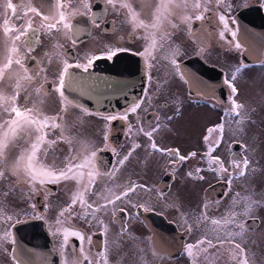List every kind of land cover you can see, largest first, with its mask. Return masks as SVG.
<instances>
[{"label": "snow or ice", "instance_id": "snow-or-ice-1", "mask_svg": "<svg viewBox=\"0 0 264 264\" xmlns=\"http://www.w3.org/2000/svg\"><path fill=\"white\" fill-rule=\"evenodd\" d=\"M56 4L61 10L55 20H50L47 15H44L35 7H29L23 12L22 16L17 17L23 20V23L19 26L12 24L7 17L3 19L2 28L3 32L9 35V46L6 62L0 65V88L8 80H11L13 75H15V80L11 85L13 90L10 94L0 90V168L7 167L6 160L11 155L8 151L10 144L23 141L29 143V148L23 150L19 149V145H17L20 154L15 158L12 175H17L22 170L27 177V199L29 201H31L32 194L38 191L36 188L37 183L41 186L42 197L45 201L51 194L46 187L48 184L58 185L67 181H75L78 185H82L72 193L69 202L58 211L54 226L50 231L52 236H59L62 239L59 249L53 248L52 251H58L60 264H111V249L107 238L109 225L102 217L111 212V219L114 223L120 225V235L122 236L127 232V225L132 219H139L142 213H152L156 210L150 201H139L135 197H138L141 193L149 194L152 192H156L160 199H163L165 195L162 188L147 183L130 181L124 185L106 188L108 194L103 196L102 202H97L101 199L99 196H97V200L89 202L88 197L95 195L94 189L97 177H115L119 170L133 157L136 150L141 148V144L135 142V136L142 134L147 138L149 143L146 151L150 149L151 152L169 158V165L172 168L169 175H175V169L186 161L198 159V162H202L206 166L195 167L194 171L187 173L188 177L193 180L204 181L206 179L204 173H213L215 178L224 182L228 186L227 190L231 192L234 181L241 178L247 179L250 174H255L258 171V168L251 167L252 162L247 155L234 152L232 158L226 163L220 155L216 154L224 142L226 124L230 127L232 124L235 125L231 130L232 134L237 136L245 132L247 121L250 120L249 113L244 111L245 105L238 100L239 91L236 86L239 74L242 70L247 69L248 65L241 61L235 67L231 76L227 73L224 74L223 85L228 89L227 104H225L221 122L206 129V133L202 137V143L205 147L199 157L198 152L195 150L181 154L178 148H164L157 145L155 134L161 128L167 127L166 124L162 125L160 123L161 117L157 112L152 113L153 119L149 122V127L145 128L144 126V119L139 113L141 111L147 112L150 108L155 107L157 103L162 109H167L170 103H175L177 105L176 115L180 114L179 105L181 101L179 97L169 93L167 81H165L163 83L157 82L150 94L144 93V99H134L123 111L107 115L94 113L106 122L103 147H98L91 141H82V152L65 156L62 161L63 167H52L43 163L42 150L44 156H47L48 149L54 148L58 143L67 142L71 144L73 142L71 137L63 135V131L61 136L49 139L52 130L61 128L59 121L63 120L67 103L75 104L87 115L93 114L86 105L75 100L69 101L66 88H71L72 92L79 93L80 96L88 95L91 98V90L96 87V83L92 79L89 70L100 60H112L118 53L129 50L115 45H107L100 54L89 55L86 53L83 60L77 57L75 62H70L67 53L62 51L63 45L56 42L52 46L51 53H45V56L48 57L49 65H51L54 57L59 59L61 68L55 73V78L49 82L48 68L44 67L40 61H36L34 56L31 57L35 61L33 66H28L25 63L26 56L35 51L40 44L41 35L52 37L54 32H71L73 35L70 39L73 47L77 46L78 40L75 37L81 32L91 35L90 29H80L68 22L66 12L63 9L71 6V0H68L67 4L65 0H56ZM100 5L103 12L100 17H97V12L93 10L91 0H80L77 11L80 15L88 18L91 27L100 28L101 23L106 20L109 7L117 14L121 10H126V22L132 24L134 30L137 28L144 30V37L132 35L130 40L143 38L147 41L143 49L135 54L141 57L145 79L150 88L153 84L151 73L158 63L157 52L166 46L168 55L165 59L173 67L175 75L185 83L198 84L183 71L181 64L178 63L176 57L182 54L179 47H172L168 44L166 37L170 36L171 32L165 31L159 37L156 35L157 32L163 29L166 22L171 29L179 27L178 24L169 19L173 8L181 9L185 13L182 22L197 44L196 53L198 56L203 57L210 47L208 36L212 33H207V29L202 32L194 31L192 24L195 20L203 25L209 19L207 15L209 12L218 21L219 27L215 36L218 37L219 41L236 51H244L245 48L244 41L239 39L241 29L236 19L231 15L233 11L231 0H159L153 6L154 12L150 21L141 19L134 5L128 0H100ZM236 6L247 8L250 6L249 0H239ZM260 6L264 7V4ZM4 7L11 10L15 16L17 6L12 3V0H5ZM220 9H223V11H220ZM29 12L39 17L40 23L37 27H33ZM110 23L112 24V31H115V21ZM20 44L23 45L25 50L23 54H20ZM260 64L264 66V60H261ZM17 68L19 73H16ZM73 69L78 71H72ZM6 73H8L7 76ZM83 73H88L87 80ZM33 84L35 86L32 88V93L36 99L33 100L32 107H27L26 104L22 105L20 103V95L22 92L27 91L28 86ZM53 94L58 97L60 111L56 115L50 116L40 111L37 104L43 102L40 99L42 96L47 97ZM196 95L200 97L195 101L197 104L207 100L216 101L210 105L213 109L217 107V104L224 103L217 99L214 92H201L199 87H197ZM130 115L136 117L134 125L128 123ZM167 119L171 121L173 116H168ZM117 120L127 124V133L132 140L130 150L123 157L120 156L117 147L109 143L111 123ZM33 132L35 133L34 136ZM44 145H47L48 148H44ZM231 147L230 144L229 148L231 149ZM241 147L247 152V145L241 144ZM104 152L111 153L112 157L116 158V162L112 163L110 160L106 162L100 155ZM4 179H6L5 171L0 170V181ZM17 186L16 183H13L10 187L15 188ZM117 187L121 189L119 192L116 191ZM221 203L222 201L219 199L213 202L206 196L201 212L194 214L192 224L188 222L185 213L177 209L186 234L190 235L193 232V225L197 228L204 225L201 237L194 242L183 244V254L189 258L190 264H201V256L205 261H209V249H218L217 255H219V249H225L230 253L232 264H256L255 259L249 256L243 245L246 242V234L248 233L247 221L251 219L254 224L258 222L255 213L259 208H264V194H260L259 198H256L255 192L250 190V184L245 185V194L237 191L224 214L220 217L209 216V210L213 207L219 208ZM29 206L32 209L36 207L35 204L31 203ZM20 215V213L15 212L9 214L6 206L0 201V224L8 225L7 228L0 229V253L10 255L15 264H34L33 261L24 259L12 231L17 225L26 222L20 219ZM76 217H79L88 227L99 229L101 241L98 251L95 253V258L90 248L97 247L93 241V236L97 233H89L73 225L71 221ZM33 218L44 219L43 216L39 215H34ZM70 239H74L75 243L71 245V252L69 253L67 249ZM150 239L154 240V237ZM7 243L15 246L11 253H8L5 247ZM113 245L117 249L120 247V244L115 240ZM140 251L143 252V249H140ZM154 255H160L163 258L169 256L170 253L164 249H154ZM140 260L142 264H147L143 256L140 257ZM43 264H50L47 256L43 258ZM209 264H213V262L209 261ZM260 264H264V258H261Z\"/></svg>", "mask_w": 264, "mask_h": 264}, {"label": "flooded vegetation", "instance_id": "flooded-vegetation-1", "mask_svg": "<svg viewBox=\"0 0 264 264\" xmlns=\"http://www.w3.org/2000/svg\"><path fill=\"white\" fill-rule=\"evenodd\" d=\"M67 2L68 0H65L66 4ZM128 2L134 5L141 19L150 21L152 13L154 12L153 6L157 4L159 0H128ZM4 3L5 0H0V65L6 62L9 46V35H6L2 28V22L5 17H7L12 24L19 26L23 23V20L17 17L22 16L23 12L29 7L37 8L38 11L47 15L50 20H55L58 16V12L61 10L58 8L56 0H12V3L17 6V12L14 16L11 10L4 7ZM91 3L93 5V10L97 12V17H100L103 14L100 0H91ZM231 3L233 4L231 15L236 19L241 29L239 39L244 41V51H236L234 48H229L227 45L223 44V42L219 41L218 37L215 36L219 27L218 21L212 17L211 12L207 14L209 19L205 21L203 25L201 22L195 20L192 24V29L194 31L202 32L204 29H207V33H212V35L208 36L210 47L203 57L197 55V44L194 42V38L187 32L186 26L182 22V17L185 14L183 10L173 8L172 14L169 16L172 22L179 25L177 29H171L170 25L166 22L163 29L156 33L159 37L162 36L165 31L171 32V35L166 37L168 44L172 47H179L182 54L176 57L178 63L181 64L182 69L188 70L193 81L198 82V84H188L180 80L179 77L175 75L174 69L169 61L165 59L168 55L167 46L159 49L157 52V67L154 68L151 73L153 77L152 87H149L145 79L144 89L139 98L144 99V93L150 94L157 82L163 83L167 81L169 93L179 97L181 101L179 107L182 111L179 115H176L177 105L175 103H170L167 109L160 108L157 103L155 107L150 108L147 112L141 111L139 114L144 119L145 128L149 127V122L153 119V112H157L160 115V123L162 125L166 124L167 127L161 128L159 137L166 131V133L172 134L176 138L183 136L187 137L188 141L191 140L192 142H187L181 149L180 146H182L183 143H181L180 146L174 145L172 147L178 148L179 150L183 149V153L181 152L182 154L195 150L198 152L199 157L205 147L202 143V137L206 133V129L221 122L222 113L225 104H227L228 93V89L223 85L225 69H233L238 66L241 61L248 65L247 69H257V66L261 65L260 61L264 60V48L261 51V60L259 58L256 62L252 63L245 58V53L250 50V48L257 49L258 46L256 45L262 38L264 40V17H262L264 7L260 6L264 4V0H249L250 6L247 8L237 7L236 5L239 3V0H231ZM79 5L80 0H71V6L63 10L66 12L68 22L80 29H90L91 35L89 36L87 33L81 32L75 37L78 40L76 47L72 46L70 37H72L73 33L71 32H54L52 37L41 35L40 44L36 47L35 51L29 56H26L25 63L28 66H33L35 61H33L31 57L34 56L36 61H40L44 67L48 68V80L51 82V80L55 78V73L61 68L59 59L54 57L51 65H49L48 57L45 56V53H51L54 43L59 42L63 45L62 51L67 53L70 62H75L77 57L83 60L86 53L89 55L100 54L105 46L115 45L129 50L118 53L112 60H100L96 62L102 63V66H95L96 69L99 67V69L144 70L141 57L135 53L142 50L147 41L143 38L132 41L130 40V36L135 35L137 37H144L145 32L143 29L139 28L134 30V26L126 22V10H121L120 13L117 14L109 7L106 20L101 23V27L93 28L88 18L80 15L77 11ZM220 11H223V9H220ZM244 11L247 12L244 13ZM260 14H262V16ZM29 17L33 21V27H37L40 23L39 17H36L31 12H29ZM247 19H250L251 22L246 24L245 21ZM259 20L263 28L261 34L259 32ZM112 21H115V31H112V24L110 23ZM207 33H205V35H207ZM20 49V54H23L25 50L22 44H20ZM16 73H19L18 68L16 69ZM169 73L172 74L174 81H171L169 78ZM34 86V84L28 86L27 91L21 93L20 103L22 105L26 104L27 107H32L33 100L36 99L35 95L32 93V88ZM197 87H199L201 92H214L217 99L224 103L217 104L215 109L218 113L215 115L207 113L200 116V114H196V117H200L202 121L204 120L206 122L202 132H198L197 135L179 133L177 128L180 129L182 122V126L185 127L191 124V120H194L195 115H192L191 110H195L196 108L199 110L198 108L205 107L210 111L212 109L210 105L216 102L214 100H207L197 104L195 101L200 99V97L196 95ZM0 90L4 91L3 88H0ZM5 93L10 94L8 91ZM40 99L43 102L38 103L37 108L44 114L54 116L60 111V103L56 94L47 97L42 96ZM69 101L73 100L69 99ZM128 105H116L115 103L106 105L107 112L88 108L93 114L87 115L76 107L75 104L67 103L66 111L63 114V120L59 121L61 128L52 130L49 139L61 136L63 131V135L65 137H71L73 142L71 144L67 142L58 143L54 148L48 149L47 156H44L42 150L41 157L43 163L52 167H63L62 161L65 156L69 154L76 155L83 151L81 146L82 141H91L98 147H103L105 143L103 136L105 134L106 122L94 113L98 112L107 115L123 111ZM168 116H173V119L169 121L167 119ZM6 118L7 117H5V119ZM258 120L260 119L256 121L258 122ZM128 123L133 125L136 123L135 115L129 116ZM173 125L177 127L174 130H172ZM261 134L263 137L258 139L257 144L261 143V145H263L264 131L261 132ZM34 135L35 133L33 132V136ZM146 140L147 138L142 134L135 136V142L140 143L141 148L136 150L133 157L119 170L115 177H97L94 189L95 195H90L88 200L92 202L97 200V196H99L101 199L97 202H102L103 196L108 194L106 188H111L115 185H124L130 181L147 183L162 188L165 193L163 199H160L156 192L149 194L141 193L138 197H135L139 201H150L156 210L152 213H142L139 219H132L127 225V232L122 236L120 235V225L114 223L111 219V212H109L107 216L102 217L109 225L107 238L109 241V248L111 249V264H142L140 260L141 256L144 257L147 264H190L189 258L183 254L182 246L185 243L194 242L201 237L203 235L204 225H201L199 228L193 225V232L190 235L186 234L185 228L180 220L179 211L184 212L188 222L192 224L194 214L201 212L203 202L207 196L213 202L217 199L222 201L219 208L213 207L208 213L211 217H220L228 210L229 203L237 191L245 194L244 178L234 181L231 192L227 190L228 186L224 182L217 180L215 175L210 172L204 173L206 175L204 181L193 180L188 177L187 173L189 171H194L195 167L206 166L204 163L198 162V159H190L178 166L175 169V175H169V172L172 171L170 166H167L165 170L159 173L158 163V165L154 164V167L152 166L153 164L148 163ZM109 143L117 147L121 157L130 150L132 140L128 136L127 124L125 122L117 120L111 123ZM236 143L240 144V149L237 153L246 155L245 150L241 147L243 141L233 139L228 142L226 124L224 142L221 144L216 154L220 155L227 163L235 152ZM230 144L232 145L231 149L229 148ZM17 145H19V149L27 150L29 148V143L23 141L12 142L10 144L8 151L11 155L6 160L7 167L0 168V170L5 171L6 176V179L0 181V201L6 206L9 214L14 212L20 213V219L26 221L12 229L14 234H16L15 238H18L20 234L24 235L22 239L23 246L25 245L28 248L36 247V234L45 232L47 235L48 232L51 249L53 250V248H55L58 250L62 237L52 236L50 229L54 226L60 208L69 202L72 193L78 187H82V185H78L75 181H67L58 185L48 184L46 187L51 194L48 196L47 201H45L42 197L41 186L37 183L36 188L38 191L32 194L31 201H29L27 199V177L22 170H20L17 175H12L15 158L20 154ZM44 148H48V146L44 145ZM184 149H186V152ZM100 155L106 162L109 160L112 163L116 162V158L112 157L109 152H104ZM150 169L153 170V174L149 172ZM170 178L171 180L165 185H162L165 179L168 180ZM178 182L188 186H190V184L203 186L196 194L191 195V200L193 198V201H191L189 208L186 210L179 208V199L174 197L175 191H177L178 188ZM13 183H16L18 186L11 188L10 186ZM120 190L119 187L116 188L117 192ZM253 190L258 192L257 186L253 187L252 191ZM194 196H197V201L194 200ZM259 196L260 195L257 194L256 198H259ZM30 203L36 205L35 209L29 206ZM177 209H179V211H177ZM34 215L43 216L44 219H34ZM118 215L120 214L118 213ZM255 217L258 218L257 223L254 224L251 219L247 221L248 233L246 234V242L243 246L246 248L249 256L255 259L256 264H260L261 258H264V208H259L255 213ZM71 223L77 228L89 233H97L93 236L94 244L97 245V247L90 248L95 258V253L98 251V246L101 241L99 229L88 227L79 217L73 219ZM7 227L8 225L6 224H0V229ZM153 237L154 240L150 239ZM47 240L48 236L46 242H44L45 248L49 246ZM114 240L120 244L118 249L113 245ZM39 243L43 245L42 242ZM73 243H75V240L70 239L67 249L69 253L71 252V245ZM9 245L11 253L15 246L11 243H9ZM140 249H143V252H141ZM154 249H164L169 252L170 255L162 258L160 255H154ZM217 252L218 249H209V261H212L213 264H232L228 251L219 249V255H217ZM55 255L56 257L54 256V259H56L57 262L54 264H60L58 251L55 252ZM10 259L13 261L11 256ZM209 261H205L203 256H201V264H209ZM13 263L15 264L14 261Z\"/></svg>", "mask_w": 264, "mask_h": 264}, {"label": "rangeland", "instance_id": "rangeland-1", "mask_svg": "<svg viewBox=\"0 0 264 264\" xmlns=\"http://www.w3.org/2000/svg\"><path fill=\"white\" fill-rule=\"evenodd\" d=\"M253 63V62H252ZM258 67V68H257ZM257 69H245L242 70V72L239 74L238 79L236 81V86L239 91L238 100L239 102L243 103L245 105L244 111L248 112L250 115V120L247 121V126L245 128V132L242 135L234 136L232 134V128L235 127L234 124L231 125V127L227 124V138L228 142H230L233 139L243 141V144H246L248 146V150L246 152V155L250 158L251 167L258 168V171L255 174H250L247 179L244 178V187L245 185L250 184V190H252L253 187L257 186L258 192L253 190L255 194H264V142L257 144L258 139L262 138L261 132L264 131V66L259 65L257 66ZM233 69H225V73H227L229 76H231ZM8 73H6V76ZM169 78L171 81H174V78H172V74L169 73ZM15 76L13 75V78L11 80H8L7 83L2 87L3 90L6 92H12V83H14ZM180 106V105H179ZM180 108V107H179ZM197 108L195 110H191L192 115L194 116V120H191V124L187 125L185 127L180 126V129L176 127V125H173L172 130L177 128V131L179 133L183 134H189V135H197L198 132H202L204 126L206 125V122L201 120V118L196 117V114H211L215 115L218 113L216 109H211L210 111L207 110L205 107ZM180 108V113H181ZM6 117V116H5ZM4 117V118H5ZM238 119V117H237ZM257 119L258 122L256 121ZM254 121V123H253ZM262 124V125H261ZM264 139V138H263ZM155 140L158 146L164 147V148H172L174 145L180 146L181 143H183L182 146H180V149L187 144V142H192L191 140L188 141L187 137L179 136L178 138L174 137L172 134L164 132L163 135L159 137V132L155 134ZM146 143L148 145V140H146ZM187 148V147H186ZM186 152V149H184ZM180 152L183 153V149L180 150ZM235 152H238V149L235 150ZM151 153V154H150ZM181 153V154H182ZM148 154V163L158 165L159 164V173L166 169L169 165V158L167 156H163L159 153L151 152V150H147ZM151 158V159H149ZM228 161V160H227ZM156 162V163H155ZM158 163V164H157ZM150 173L153 172V170L150 169ZM153 174V173H152ZM178 188L177 191H175L174 197L178 198L180 209L186 210L189 208V204L191 201H193V198L191 200V195L196 194L198 190H201L203 186L201 185H195L190 184L184 185L181 182H178ZM194 200L197 201V196H194ZM8 253H10V245L7 243L5 245ZM0 264H14L13 261H11L10 256L4 253H0Z\"/></svg>", "mask_w": 264, "mask_h": 264}, {"label": "water", "instance_id": "water-1", "mask_svg": "<svg viewBox=\"0 0 264 264\" xmlns=\"http://www.w3.org/2000/svg\"><path fill=\"white\" fill-rule=\"evenodd\" d=\"M262 10V9H261ZM247 11H244L246 13ZM263 14V16H262ZM260 14L264 17V13ZM260 16V20H261ZM259 20V29L262 33L263 28L260 25ZM264 32V31H263ZM246 43V42H245ZM257 45V49L251 48L249 56L245 58L249 62H256L259 58L261 60L262 54L261 51L264 48V40H260ZM256 47V46H255ZM247 53L245 55H247ZM110 65V64H109ZM95 66H102V63L94 64V68H91L89 71L92 74V79L96 83V87L91 90V98L88 95L80 96L79 93L72 92L71 88H66V94L69 96V99L78 101L86 105L88 108L93 110H99L102 112H107L106 105H111L115 103L116 105H128L134 99L139 98L144 89L145 83V72L142 69H96ZM72 71H78L73 69ZM185 73L189 75L188 70L183 69ZM83 76L87 80L88 73H83ZM191 78V75H189ZM192 79V78H191ZM237 145V146H236ZM235 150L240 149V144H235ZM234 150V149H233ZM164 180L162 185H165L170 179ZM19 233V232H18ZM16 235V234H15ZM23 234H20L17 240V246L21 249L24 259L31 260L34 264H43V258L47 256L50 260V264L57 262L54 259L55 252L51 249V242L49 240V235L45 232L36 234V247L28 248L22 244ZM48 236L49 246L45 248L44 242ZM39 242H42L41 245Z\"/></svg>", "mask_w": 264, "mask_h": 264}, {"label": "bare ground", "instance_id": "bare-ground-1", "mask_svg": "<svg viewBox=\"0 0 264 264\" xmlns=\"http://www.w3.org/2000/svg\"><path fill=\"white\" fill-rule=\"evenodd\" d=\"M244 21H245V20H244ZM248 22H251V20H250V19H247V20L245 21L246 24H247ZM259 32H260V31H259ZM260 34H261V33H260ZM262 40H263V38H262ZM257 45H258V44H257ZM257 45H256V46H257ZM253 46H254V45H253ZM254 47H255V46H254ZM250 50H251V48H250ZM250 50H248L247 52H249ZM247 52H246V53H247ZM246 53H245V54H246ZM245 56H249V54L247 53V55H245Z\"/></svg>", "mask_w": 264, "mask_h": 264}]
</instances>
